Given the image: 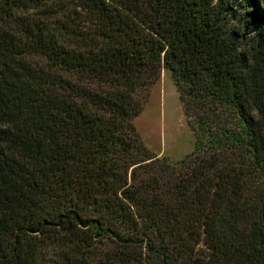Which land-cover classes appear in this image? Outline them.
I'll return each mask as SVG.
<instances>
[{"label":"trees","instance_id":"16d2710c","mask_svg":"<svg viewBox=\"0 0 264 264\" xmlns=\"http://www.w3.org/2000/svg\"><path fill=\"white\" fill-rule=\"evenodd\" d=\"M0 264H264V0H0Z\"/></svg>","mask_w":264,"mask_h":264},{"label":"rangeland","instance_id":"374dc122","mask_svg":"<svg viewBox=\"0 0 264 264\" xmlns=\"http://www.w3.org/2000/svg\"><path fill=\"white\" fill-rule=\"evenodd\" d=\"M134 125L144 146L157 157L175 162L192 151L193 132L167 70H161Z\"/></svg>","mask_w":264,"mask_h":264}]
</instances>
